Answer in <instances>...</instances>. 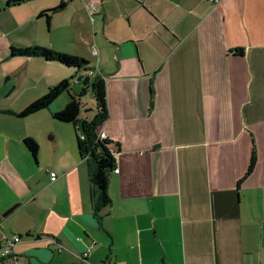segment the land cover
I'll list each match as a JSON object with an SVG mask.
<instances>
[{
    "label": "crops",
    "instance_id": "0c3cea01",
    "mask_svg": "<svg viewBox=\"0 0 264 264\" xmlns=\"http://www.w3.org/2000/svg\"><path fill=\"white\" fill-rule=\"evenodd\" d=\"M8 1L0 64L35 63L23 84L0 73V215L18 205L0 238L20 237L15 264H264V0ZM29 23L35 46L88 68L13 55L27 47L9 36ZM91 72L108 111L97 133L119 168L106 206L75 126L53 116L69 94L18 115Z\"/></svg>",
    "mask_w": 264,
    "mask_h": 264
},
{
    "label": "trees",
    "instance_id": "16d2710c",
    "mask_svg": "<svg viewBox=\"0 0 264 264\" xmlns=\"http://www.w3.org/2000/svg\"><path fill=\"white\" fill-rule=\"evenodd\" d=\"M23 1L25 0H10L8 4H17ZM12 54L43 56L47 60H56L68 67H75L78 70L87 69L89 65V62L84 58L40 46L19 49L12 48ZM80 81L84 86L82 92L74 89L71 80H63L53 86L45 95L30 103L18 115L27 117L40 110L48 109L63 93L69 94L70 101L66 107L54 113L53 116L61 122L72 123L75 126L81 157L89 158L96 164V169L91 175V182L99 193L102 206H106L110 202L108 196L109 175L115 167V157L108 147V143L98 140V127L106 120L108 115L104 81L100 77H92V74L84 78L80 77ZM90 88L94 92L97 109V114L92 121L81 116V97ZM81 135L84 136L83 139ZM24 144L34 156L38 155L39 144L34 139L26 138Z\"/></svg>",
    "mask_w": 264,
    "mask_h": 264
},
{
    "label": "rangeland",
    "instance_id": "374dc122",
    "mask_svg": "<svg viewBox=\"0 0 264 264\" xmlns=\"http://www.w3.org/2000/svg\"><path fill=\"white\" fill-rule=\"evenodd\" d=\"M3 18L0 19V26H4L6 22H9L10 20L16 25V23L10 18L9 14H3ZM10 19V20H9ZM22 19L20 20V22ZM34 24L29 23L25 26L22 27L23 30H20L19 32L11 33L10 38L16 40L17 42L14 44L16 47H32L36 45V41L33 37H36V30L32 28ZM9 28L13 27L12 25H6ZM5 29L0 28V32H4ZM47 39H50V37H46ZM58 44H60L62 41L58 39ZM30 60L27 61H14V62H9L7 64H0V73L2 74L4 71V65H6V68H10V71L16 72V71H21V84L26 82V78L24 77V71L28 66H35L34 62H29ZM36 61V60H32ZM11 77L16 78L17 80L19 79V76L16 73H10L9 74ZM20 80V79H19ZM4 81V79H3ZM24 81V82H23ZM75 78L72 79V84L74 88L78 87V92H82L83 90V85L78 86L76 85L75 87ZM82 117H84L87 120H94L96 114H97V109H96V103H95V96L92 88L88 89L87 92H85L82 97Z\"/></svg>",
    "mask_w": 264,
    "mask_h": 264
},
{
    "label": "built area",
    "instance_id": "2783aa9c",
    "mask_svg": "<svg viewBox=\"0 0 264 264\" xmlns=\"http://www.w3.org/2000/svg\"><path fill=\"white\" fill-rule=\"evenodd\" d=\"M207 1L213 5H219L222 2V0H207ZM91 74H92V72H91ZM81 138L83 139L84 136L81 135ZM98 140L103 141V142L108 141L107 135L104 131L99 132ZM113 154L115 157V152H113ZM113 172L119 173V168L117 166H115L113 168ZM50 177H51L52 181H55L57 179L58 175L56 172L52 171V172H50ZM0 239H1L0 240V247L2 250V256L5 259V264H15L16 259L13 256V253H14L15 245L17 243H19L21 240L20 237L18 235H15V236L9 238L6 235H2V237ZM103 264H112V263L105 262Z\"/></svg>",
    "mask_w": 264,
    "mask_h": 264
},
{
    "label": "water",
    "instance_id": "95a60500",
    "mask_svg": "<svg viewBox=\"0 0 264 264\" xmlns=\"http://www.w3.org/2000/svg\"><path fill=\"white\" fill-rule=\"evenodd\" d=\"M18 205H14L13 207H11L10 209H8L7 211H5L2 215H0V223L2 222V219L7 217L11 212H13L15 210V208H17Z\"/></svg>",
    "mask_w": 264,
    "mask_h": 264
}]
</instances>
